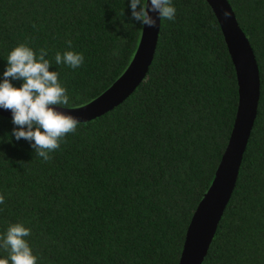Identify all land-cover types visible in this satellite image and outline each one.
Wrapping results in <instances>:
<instances>
[{"label":"trees","instance_id":"trees-1","mask_svg":"<svg viewBox=\"0 0 264 264\" xmlns=\"http://www.w3.org/2000/svg\"><path fill=\"white\" fill-rule=\"evenodd\" d=\"M259 76L255 119L230 198L201 264H264V0H226ZM130 0H0V80L11 50L47 49L75 108L119 77L141 25ZM144 79L120 104L68 134L45 163L0 117V235L15 223L37 264H177L236 110V82L203 0H172ZM122 12L124 13L122 15ZM73 42L68 49L66 41ZM73 50L85 62L56 65ZM118 51V55L113 52ZM19 88L22 81H11ZM9 253L0 248V259ZM11 264V261H9Z\"/></svg>","mask_w":264,"mask_h":264},{"label":"water","instance_id":"water-1","mask_svg":"<svg viewBox=\"0 0 264 264\" xmlns=\"http://www.w3.org/2000/svg\"><path fill=\"white\" fill-rule=\"evenodd\" d=\"M212 12L219 27L227 54L232 64L237 103L232 127L213 174V178L197 203L185 230L177 264H201L223 210L235 185L259 98V76L250 45L240 30L226 0H203ZM150 3V0H149ZM224 12L230 15L226 19ZM154 18L158 15L150 13ZM143 27V31L141 28ZM133 55L126 68L98 96L75 108H57L58 111L79 118L81 123L90 121L110 111L124 101L144 79L154 54L157 26H141ZM0 117L12 119L10 110L0 108Z\"/></svg>","mask_w":264,"mask_h":264},{"label":"clouds","instance_id":"clouds-1","mask_svg":"<svg viewBox=\"0 0 264 264\" xmlns=\"http://www.w3.org/2000/svg\"><path fill=\"white\" fill-rule=\"evenodd\" d=\"M131 19L141 26L154 28L157 19L174 21L176 8L172 0H130ZM150 13L158 14L155 18ZM124 13L122 12V15ZM224 12V17H229ZM143 31V27L141 28ZM67 48L72 49L73 42L67 40ZM48 51L39 50L37 55L26 44H20L10 51L7 67L0 80V108L12 113V137L30 144L37 157L47 163L52 160L51 153L60 149L61 143L68 134H75L81 123L79 118L58 111V106H67L70 96L67 89L59 82V73L49 71L51 63L45 59ZM118 51L113 55H118ZM85 62L83 53L67 50L55 55L56 65H66L72 69L80 68ZM20 80L19 88L11 81ZM5 203V196L0 194V204ZM31 229L23 223H15L8 227L6 233L0 235V248L9 253V258L0 259V264H37V256L33 255L26 237Z\"/></svg>","mask_w":264,"mask_h":264}]
</instances>
